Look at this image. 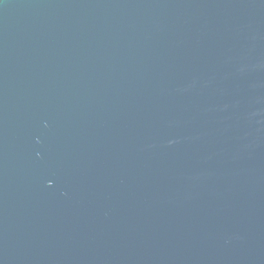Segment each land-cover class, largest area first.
<instances>
[{
	"label": "water",
	"instance_id": "obj_1",
	"mask_svg": "<svg viewBox=\"0 0 264 264\" xmlns=\"http://www.w3.org/2000/svg\"><path fill=\"white\" fill-rule=\"evenodd\" d=\"M0 264H264V0H0Z\"/></svg>",
	"mask_w": 264,
	"mask_h": 264
}]
</instances>
